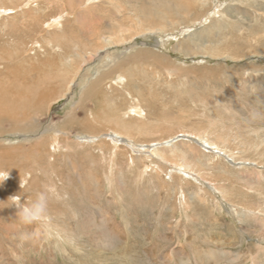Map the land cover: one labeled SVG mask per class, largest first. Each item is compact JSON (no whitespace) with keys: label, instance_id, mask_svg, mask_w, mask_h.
Here are the masks:
<instances>
[{"label":"rangeland","instance_id":"obj_1","mask_svg":"<svg viewBox=\"0 0 264 264\" xmlns=\"http://www.w3.org/2000/svg\"><path fill=\"white\" fill-rule=\"evenodd\" d=\"M0 173V264H264V0H0Z\"/></svg>","mask_w":264,"mask_h":264},{"label":"clouds","instance_id":"obj_2","mask_svg":"<svg viewBox=\"0 0 264 264\" xmlns=\"http://www.w3.org/2000/svg\"><path fill=\"white\" fill-rule=\"evenodd\" d=\"M9 178L8 174L0 173V181H5ZM21 188L24 186L21 181ZM14 204L17 205L18 215L24 223H31L35 220L41 219L46 208V198L44 194H39L36 201L30 205H20L19 198L16 196L12 197Z\"/></svg>","mask_w":264,"mask_h":264},{"label":"bare ground","instance_id":"obj_3","mask_svg":"<svg viewBox=\"0 0 264 264\" xmlns=\"http://www.w3.org/2000/svg\"><path fill=\"white\" fill-rule=\"evenodd\" d=\"M128 28V27H127ZM123 39V38H122ZM125 40L123 39V40H116L115 38H112V37H109V38H107L106 36H105V38H104V42L106 43V44H120V43H123ZM127 41V40H126ZM131 46H132V43H131ZM109 48V46L108 45H104V46H102L100 49L99 48H96L95 50H93V51H89L88 53H86L85 52V54L83 55L84 56V60L83 61H87L88 59H89V55H90V57H92V56H94L95 58H97L96 56H98V57H102V55H99V53H100V51H102V50H106V49H108ZM118 58H116V60H117ZM118 61V60H117ZM80 68L81 67H79L75 72H76V74H75V76H74V80L76 81V75H77V73H79V71H80ZM119 76V79H123V75H121V74H119L118 75ZM121 82V81H120ZM77 83V82H76ZM106 93V92H105ZM134 111L135 112H138V110H136V108L134 109ZM209 144H215V143H213V142H209ZM49 226V225H48Z\"/></svg>","mask_w":264,"mask_h":264}]
</instances>
